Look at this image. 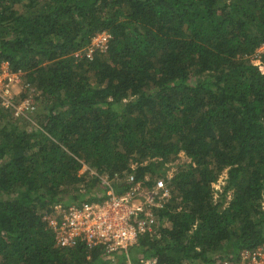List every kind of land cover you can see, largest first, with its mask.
Instances as JSON below:
<instances>
[{"label":"trees","instance_id":"1","mask_svg":"<svg viewBox=\"0 0 264 264\" xmlns=\"http://www.w3.org/2000/svg\"><path fill=\"white\" fill-rule=\"evenodd\" d=\"M262 46L264 0H0V68L25 72L39 125L0 108V264H233L264 245ZM181 152L165 225L128 252L57 244L55 205L102 201L99 176L153 186Z\"/></svg>","mask_w":264,"mask_h":264},{"label":"built area","instance_id":"2","mask_svg":"<svg viewBox=\"0 0 264 264\" xmlns=\"http://www.w3.org/2000/svg\"><path fill=\"white\" fill-rule=\"evenodd\" d=\"M111 35L104 31L98 33L87 50V56L92 58L98 47L105 50ZM27 94L25 95V93ZM35 88L25 78L22 70H13L9 63H3L0 68V108L10 111L16 119L27 120L32 126L39 127L35 120L38 104L35 101ZM190 161V159H189ZM135 167V165H133ZM174 175V170L156 178L153 186L136 182L134 174L127 175L132 187L118 193L113 177L99 176L107 190V196L102 201H85L63 207L55 205L56 216L51 220V229L56 235V242L61 247H72L79 243L89 246L103 245L108 253L128 249L135 245L142 233L157 230L161 224H166L153 211L162 208L171 198L167 181ZM227 178V175H226ZM149 179V177H147ZM110 264H160L156 256H147L137 262L127 258L117 263L112 257ZM220 264H232L223 260ZM233 264H264V245L247 250Z\"/></svg>","mask_w":264,"mask_h":264},{"label":"rangeland","instance_id":"3","mask_svg":"<svg viewBox=\"0 0 264 264\" xmlns=\"http://www.w3.org/2000/svg\"><path fill=\"white\" fill-rule=\"evenodd\" d=\"M80 53L82 54V52H80ZM263 53H264V46H262L261 48H259L258 51H257V54L258 55H262ZM34 127L35 126H32V128H34ZM187 160L189 161V159L186 157V155L183 152H181L179 154V157L175 161L166 163V170H165L166 172H165V175L168 174L169 172L173 171V170L175 172V170L178 167V164H180V163L181 164H185ZM87 169H88V167L87 166H84V168L81 170V172L83 173ZM226 175H227V171H225L223 173V175L220 177V179L216 183H214L215 189L218 190V192L215 194L216 195V198H219L220 192L223 190V187L226 184ZM160 176L161 175H159V177ZM229 199L230 198L228 197V200Z\"/></svg>","mask_w":264,"mask_h":264}]
</instances>
